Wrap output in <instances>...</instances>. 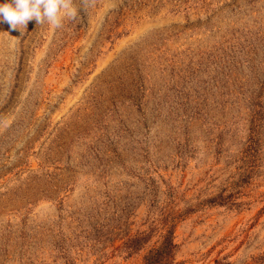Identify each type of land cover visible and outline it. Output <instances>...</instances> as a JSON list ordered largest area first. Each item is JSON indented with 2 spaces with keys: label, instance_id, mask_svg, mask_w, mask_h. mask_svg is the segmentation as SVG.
<instances>
[{
  "label": "rangeland",
  "instance_id": "rangeland-1",
  "mask_svg": "<svg viewBox=\"0 0 264 264\" xmlns=\"http://www.w3.org/2000/svg\"><path fill=\"white\" fill-rule=\"evenodd\" d=\"M21 31L0 23V264H147L170 226L178 264H264V0Z\"/></svg>",
  "mask_w": 264,
  "mask_h": 264
},
{
  "label": "clouds",
  "instance_id": "clouds-1",
  "mask_svg": "<svg viewBox=\"0 0 264 264\" xmlns=\"http://www.w3.org/2000/svg\"><path fill=\"white\" fill-rule=\"evenodd\" d=\"M80 2L78 9L74 6V0H5L0 3V23H7L12 31L26 29L31 20L38 25L48 23L59 29L63 27L65 19L76 20L79 10L87 12L94 7L96 0Z\"/></svg>",
  "mask_w": 264,
  "mask_h": 264
},
{
  "label": "trees",
  "instance_id": "trees-1",
  "mask_svg": "<svg viewBox=\"0 0 264 264\" xmlns=\"http://www.w3.org/2000/svg\"><path fill=\"white\" fill-rule=\"evenodd\" d=\"M173 232V226H170L169 231L167 230L163 239L160 240V244L147 254V264H178L174 258L177 244L174 241ZM147 239L148 235H145L144 238H137L135 241L143 244Z\"/></svg>",
  "mask_w": 264,
  "mask_h": 264
}]
</instances>
